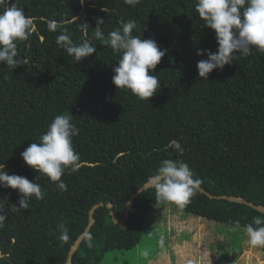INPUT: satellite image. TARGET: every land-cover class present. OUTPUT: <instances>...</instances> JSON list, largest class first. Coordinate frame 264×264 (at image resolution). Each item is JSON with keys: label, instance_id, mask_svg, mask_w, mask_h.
<instances>
[{"label": "trees", "instance_id": "trees-1", "mask_svg": "<svg viewBox=\"0 0 264 264\" xmlns=\"http://www.w3.org/2000/svg\"><path fill=\"white\" fill-rule=\"evenodd\" d=\"M82 2L20 0L34 24L29 38L17 42L24 63L12 70L0 62V166L46 192L41 200L33 197L27 209L16 210L18 190L0 187L7 216L0 228V264H65L88 225L90 209L101 202L72 264H101L107 251L137 245L148 212L160 202L154 187L135 198L126 227L113 221L107 204L123 218L130 196L165 159L187 163L194 179L213 195L264 205V53L253 48L250 55L237 54L203 80L196 65L207 56L197 50L216 52L218 44L214 30L198 17L196 0H140L135 6L124 0ZM98 18L105 22V36L134 20V36L153 39L165 50L149 73L159 78L160 89L148 101L113 84L120 56L92 39ZM49 21L58 23L57 32L48 30ZM60 28L75 43L89 40L97 51L77 63L56 44ZM63 113L73 115L78 129L73 147L80 159L74 170H65L61 179L67 191L61 192L21 153ZM172 140L181 143L182 154L169 147ZM182 210L233 226L239 221L242 228L253 217H264L251 205L210 198L200 190ZM60 225L69 230L63 244Z\"/></svg>", "mask_w": 264, "mask_h": 264}, {"label": "clouds", "instance_id": "clouds-1", "mask_svg": "<svg viewBox=\"0 0 264 264\" xmlns=\"http://www.w3.org/2000/svg\"><path fill=\"white\" fill-rule=\"evenodd\" d=\"M82 2V0H81ZM83 3V2H82ZM125 4L135 6L140 0H124ZM20 0H0V62L5 63L12 70L23 65L18 57L17 42L26 41L34 31L33 19L26 16ZM195 11L204 22V27L214 30L218 48L211 50H197V55L207 56L197 62L198 75L208 80V74L214 69H223L233 62L237 54L247 56L253 48L264 53V0H196ZM93 40L110 46L114 53H119V61L113 69V84L119 90L130 91L140 100H147L160 89V80L149 73L160 63L166 54L155 40L142 39L134 36L133 30L138 26L134 20H129L105 36L101 25L104 20H96ZM88 25L87 23H84ZM47 28L57 32L59 25L56 21H49ZM56 36L58 48L67 52L77 63L97 51L89 40L75 43L67 29H59ZM73 115L63 113L56 115L49 123L47 131L40 135L39 142L30 144L22 153L25 163L39 173L45 174L56 187L67 191V185L61 179L68 168L75 169L80 159L79 153L74 150L73 137L78 129L71 123ZM169 147L179 153L184 149L177 140H172ZM150 183L155 189L156 200L173 203L183 209L190 203L191 198L198 192L201 181L194 179L189 165L181 160L165 159L161 161ZM0 187L18 190L20 198L16 210L27 209L29 201L34 197L41 200L46 195L39 183L30 182L26 177L9 175L5 165L0 166ZM4 204L0 203V228L4 227L6 214ZM59 240L66 243L70 239L69 230L60 225ZM236 221L234 229L240 228ZM247 243L252 247H264V217H253L252 221L244 226ZM88 247H92V237L86 236ZM160 244H164L161 237Z\"/></svg>", "mask_w": 264, "mask_h": 264}, {"label": "rangeland", "instance_id": "rangeland-1", "mask_svg": "<svg viewBox=\"0 0 264 264\" xmlns=\"http://www.w3.org/2000/svg\"><path fill=\"white\" fill-rule=\"evenodd\" d=\"M263 251L247 243L242 227L159 202L148 212L138 244L107 251L101 264H264Z\"/></svg>", "mask_w": 264, "mask_h": 264}, {"label": "water", "instance_id": "water-1", "mask_svg": "<svg viewBox=\"0 0 264 264\" xmlns=\"http://www.w3.org/2000/svg\"><path fill=\"white\" fill-rule=\"evenodd\" d=\"M153 185L150 183V179L142 186L140 187L136 192H134L129 200H128V203H127V206H126V211H125V215L123 218L119 219L116 217L115 215V212L114 210L112 209V203H108V207L111 208V215L113 216V221L115 223H119L122 227H126L127 224V220H128V217L130 215V210L132 208V204H133V201L135 200V198L144 190L152 187ZM199 190L201 192H204L206 193L210 198H224V199H228L230 201H238V202H242V203H245V204H248V205H251L252 207L258 209L259 211L261 212H264V205L263 204H255L251 201H248L247 199L241 197V196H235V195H213L211 194L209 191H207L206 189H204L201 185L199 187ZM100 205H104V202H101V203H97L95 205H93V207L90 209V216H89V222H88V225L86 226L85 230L79 235V237L77 238V240L75 241V243L72 245V247L70 248L69 250V253H68V257H67V260H66V263L65 264H72V258H73V254L75 253L76 249L78 248L80 242L82 241V239L84 238V236L90 231L94 221H95V217H94V212H95V209L97 207H99Z\"/></svg>", "mask_w": 264, "mask_h": 264}]
</instances>
